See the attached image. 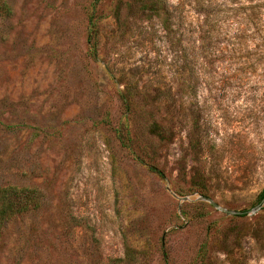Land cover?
<instances>
[{"label": "rangeland", "instance_id": "1", "mask_svg": "<svg viewBox=\"0 0 264 264\" xmlns=\"http://www.w3.org/2000/svg\"><path fill=\"white\" fill-rule=\"evenodd\" d=\"M6 1L0 264H264V0Z\"/></svg>", "mask_w": 264, "mask_h": 264}, {"label": "trees", "instance_id": "2", "mask_svg": "<svg viewBox=\"0 0 264 264\" xmlns=\"http://www.w3.org/2000/svg\"><path fill=\"white\" fill-rule=\"evenodd\" d=\"M154 9V4L151 5ZM12 11L10 5L6 0H0V16L3 18L10 17ZM115 18L118 20L119 12ZM100 18L96 16L95 11H91L88 17V33L90 44V56L93 59L97 58L98 52V37L100 33ZM154 138L159 142L166 141L168 139V130L166 127L153 124L150 130ZM118 139L121 144L127 148L132 147V139L128 126L124 125L122 129L117 131ZM156 173L162 175L157 169L152 168ZM203 197H206L205 195ZM260 200H264V190L260 195ZM39 205V192L36 189L31 188H19L16 186L0 187V235L5 223L17 214L26 213L31 209L37 208Z\"/></svg>", "mask_w": 264, "mask_h": 264}, {"label": "water", "instance_id": "3", "mask_svg": "<svg viewBox=\"0 0 264 264\" xmlns=\"http://www.w3.org/2000/svg\"><path fill=\"white\" fill-rule=\"evenodd\" d=\"M181 200H182V201H187V200H189V198L185 197V198H182ZM197 200H198V201H205V202H208V203L211 204V206H213L214 208L219 209L218 204H216L211 198H208V197H199ZM228 213H229V214H233L232 212H229V211H228Z\"/></svg>", "mask_w": 264, "mask_h": 264}]
</instances>
